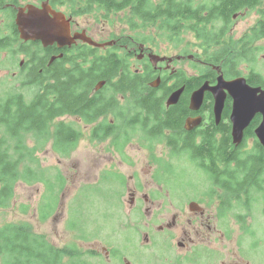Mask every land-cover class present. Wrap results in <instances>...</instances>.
I'll list each match as a JSON object with an SVG mask.
<instances>
[{
  "label": "flooded vegetation",
  "instance_id": "obj_1",
  "mask_svg": "<svg viewBox=\"0 0 264 264\" xmlns=\"http://www.w3.org/2000/svg\"><path fill=\"white\" fill-rule=\"evenodd\" d=\"M219 2L220 0H0V53H5L0 61V69L11 73L5 77L15 75L12 82L2 78V98L12 89L25 100L27 95L31 100L36 95L52 90L53 78L56 76L65 79L83 78L87 80V84L83 88L80 115L67 114L55 117L52 121L54 124L65 122L63 119L70 117L72 121L65 123L76 127L80 132L81 128L76 123L81 122L82 129L83 124L85 127L89 126L90 139L93 142L109 143L116 156L124 155L127 147L137 140L135 137L144 141V147L150 149L154 140L151 136L161 135L156 144H160L163 160H168L166 157L170 154L174 159L187 153L188 146L201 147L203 138L199 131L208 129L212 132L210 152L215 160L220 156L216 151L223 138H229L230 147L221 152V155L246 156L259 151L264 165V148L255 134L261 122L260 114L253 117L243 131L240 143L235 144L231 120L234 103L232 94L225 89L218 90L215 94L206 91L199 110L190 108L191 94L205 83L216 87L221 75L225 81L245 78L249 86L264 90V86L250 82L249 71L246 75L229 73L224 69L227 64L221 59L220 50L225 43L242 41L240 37L233 36V29L239 18L250 11L248 0H236L237 3L242 2V8L237 10L220 6ZM30 7L38 9L41 20L54 28L63 29L61 39L44 45L41 40H25L21 37L18 17L21 12L27 14ZM260 16L261 19L258 20L264 21V14ZM106 28L111 32L107 38L100 40ZM113 29H119L120 33H115ZM254 39L258 43V38ZM203 43L210 47L201 46ZM166 49L168 53L178 51L165 55L162 52ZM107 56H113L116 63L117 59L121 63L116 68V63L110 64L107 69L103 67L107 65ZM208 58H214L215 62L208 63ZM186 62L190 64L185 69L182 66ZM254 74L259 75L256 72ZM255 75L253 82L257 79ZM122 76L137 77L144 84L136 93L135 101L129 104L125 103V98L130 96L131 85L113 84L119 82ZM108 77L111 78L109 84L106 80ZM7 83L13 85L11 89L7 88ZM181 89L183 91L177 102L168 105L170 96ZM222 94L223 104L218 112L215 111V106L218 108V100ZM158 100L164 104L162 108H158L160 112L153 104ZM130 106H133L135 113L123 118L122 115L128 114ZM156 111L158 115H153ZM173 115L179 116L177 122L173 121ZM199 119L200 124L196 126ZM129 124L132 128H129ZM137 131L142 134L128 136ZM142 153L149 157L148 152L142 150ZM108 155L114 157L112 153L108 152ZM159 161L157 165L150 163V160L146 161L148 173L153 169L159 170L153 176V183L157 176L164 180L167 174L173 172V165L168 164V161L164 166H160ZM140 197L137 203L134 196L129 198V205L135 206L137 217V223L130 226H139L138 230H144L142 244H151L152 248L161 241L169 245L171 237L167 231L176 228L177 235L174 238L180 236V241L177 242L179 248L200 243L206 247L205 251L213 253L218 252L217 248H210L209 244L231 242L232 237L228 233H232V230L240 231L243 227L247 234L245 236L253 235L255 218L248 202L244 206H238L241 211L234 212L233 208V213H230L224 199H203L191 201L188 209L179 206L181 211L169 213L150 212L153 204L163 199L151 197L149 206L141 212L149 200L145 196ZM244 199L252 201L250 198ZM261 200L264 198L260 197L258 202ZM169 205L175 206L173 203ZM227 216L230 217L228 220ZM147 220L152 221V225L146 223ZM224 221H233L232 230L229 227L224 230L227 225ZM260 237L254 238V247L260 244ZM104 251L110 258L109 251L105 248ZM191 252L193 254L189 255V260L181 258L176 263L200 264L198 252ZM227 252L234 254L230 246ZM234 255L240 257L243 264L251 263L242 252ZM122 259L125 261L123 264H132L123 256L120 257V262ZM111 260L112 258L105 262L110 263Z\"/></svg>",
  "mask_w": 264,
  "mask_h": 264
},
{
  "label": "rangeland",
  "instance_id": "obj_2",
  "mask_svg": "<svg viewBox=\"0 0 264 264\" xmlns=\"http://www.w3.org/2000/svg\"><path fill=\"white\" fill-rule=\"evenodd\" d=\"M260 12V7L250 9L247 14L239 18L233 29V36L240 37L244 41L251 27L259 21L258 19H261ZM105 30L100 40L107 38L111 32L108 28ZM113 31L120 33L119 29H113ZM260 39L255 46L260 47L262 51L257 55L256 62L242 63L239 66L240 74L246 75L252 68L264 78V40ZM177 51L168 53L166 49L162 53L172 55ZM4 55L5 53H0V61ZM189 64L190 62H186L182 67L186 69ZM6 75L11 73L0 69V90L2 89L1 80L12 82L15 79V75L11 78L5 77ZM7 84V88L11 89L13 85ZM29 98L27 95L26 99L29 100ZM127 111L128 114H123V118L135 113L133 106L128 107ZM63 120L72 121L70 117H65ZM76 124L83 133L75 149L66 154L68 156L54 152L52 141L41 147L31 138H26L29 148L39 146L34 156L37 162L31 165L43 170V181L16 184L10 206L0 210V227L9 223H24L29 225L35 234L42 235L55 248L77 247L76 249L82 252V256L78 259L64 256L62 264H123L124 259L120 262L119 257L106 263L111 257L106 256L104 248L109 249L110 253V250L116 246L117 251L132 264H177L178 259L189 260V255L193 254L192 250L197 251V255L201 257L200 264H238V262L243 264L240 262L241 258L237 257L238 254L234 255L236 252H242V255L248 257L250 264H264V200L252 205L250 212L254 213L255 218L252 236H245L247 234L244 233L243 227L240 231L232 230L233 221H224L227 223L224 230L229 227L232 233L228 234L232 238L227 244L218 242L209 244L210 248H217V253L205 251L206 247L200 243L179 248L177 242L180 241V236L174 238V235H177V228L167 231L171 237L169 245L163 241L153 248L151 244H142L141 236L145 231L138 230L139 226H133L137 223V217L135 206L129 205L131 196L135 197L136 203L140 196V198L144 196L148 198L149 202L143 206L141 212L149 206L151 197L163 199L155 202L150 212L169 213L181 211L182 208L180 209L179 206H185L188 209V203L191 201L197 202L203 199L211 201L212 198L214 201L216 198L224 199L225 206H229L230 213H233V208H235L234 212H239L241 210L238 206H244L249 201L242 200V197L237 201L225 198L221 191L212 187V178L198 168L185 153L174 159L170 154L166 157L168 160H163L160 144H156L157 139H161V135L151 136L154 140L150 144V149L144 147V141L135 137L138 144L133 141L124 155L116 156L109 143L93 142L90 139L89 126L85 127L83 124L82 129L81 122ZM140 134L142 132L137 131L128 136ZM142 150L148 152L150 158L144 155ZM108 152L114 157H110ZM147 160L156 165L160 160V166L167 164V161L168 164L173 165V172L167 174L165 184L156 180L153 183V176L159 170L156 167V170L153 169L151 173H148ZM120 176L124 179L121 185L117 182ZM48 187L51 188L47 189ZM224 202L221 203L224 204ZM171 203L175 206H170ZM164 207L167 209H162ZM226 218L228 220L230 217ZM132 223L133 225L130 226ZM146 223L152 225V221L147 220ZM259 236H261V242L254 247V238ZM106 242H110L112 246L105 245ZM229 246L234 254H228ZM2 263L0 257V264Z\"/></svg>",
  "mask_w": 264,
  "mask_h": 264
},
{
  "label": "trees",
  "instance_id": "obj_3",
  "mask_svg": "<svg viewBox=\"0 0 264 264\" xmlns=\"http://www.w3.org/2000/svg\"><path fill=\"white\" fill-rule=\"evenodd\" d=\"M219 5L227 9L230 8V10L242 8V2L237 3L236 0H220ZM248 7L251 10L260 7V14H264V0H248ZM255 37L258 40L264 38V21L262 20H259L251 28L244 41L225 43L220 50L221 59L227 64L224 69H227L229 73L240 74L239 66L242 63L256 62L257 55L262 50L255 46ZM201 46L210 47L206 43ZM112 57H106L105 64L107 65L103 67L109 69L110 64L116 63ZM207 62L213 64L215 61L214 58H208ZM120 63L117 59L115 68ZM254 73V70L250 68V82L264 86V78L260 74L255 75ZM254 75L257 79L253 82ZM106 80L109 84L111 78L108 77ZM142 83L139 78L131 76H122L119 82H113V84L131 85L130 96L125 98L127 104L135 101L136 93L144 85ZM86 84L87 80L83 78L65 79L56 76L53 78L51 87L53 91L49 89L31 100H25L22 95L14 91H9L3 99L0 92V210L10 206L18 182L32 184L34 181L35 183L43 181V170L38 166L35 168L31 165V163L37 162L34 156L39 146L33 149L29 148L26 144L27 137L41 147L52 141V150L56 153L59 152L62 156H68L66 154L75 149L81 137L80 130L63 121L54 124L52 120L67 114L80 115L83 105V88ZM153 104L157 107L158 112H160L158 108L164 106L161 100ZM157 111L153 115H156ZM178 120L179 116L173 115V121L177 122ZM129 128H132L130 124ZM199 133L203 138L201 147L188 146L185 154L195 162L198 168L212 178V187L221 191L225 198H232L235 201L241 197L242 200L250 198L252 201L248 203L251 206L256 204L260 197L264 198V165L259 151L258 153L251 152L246 156L230 155L225 157L220 153L229 149L230 144L229 138H223L221 146L216 151L220 156L215 160L214 155L210 152L212 132L206 129ZM187 142L192 145L189 140ZM155 180L165 184V179H158V176ZM117 182L121 185L124 183V179L120 176ZM49 188L51 187L47 189ZM105 245L112 246L110 242H106ZM76 248H55L42 235L35 234L31 227L24 223H9L0 227L2 264H62L64 256L70 259H78L82 256V252ZM117 250V246L110 250L109 257L120 258L122 253Z\"/></svg>",
  "mask_w": 264,
  "mask_h": 264
},
{
  "label": "water",
  "instance_id": "obj_4",
  "mask_svg": "<svg viewBox=\"0 0 264 264\" xmlns=\"http://www.w3.org/2000/svg\"><path fill=\"white\" fill-rule=\"evenodd\" d=\"M17 22L21 37L25 40H41L44 45H47V43L57 41L63 36V29L61 27L54 28L46 21L41 20L38 9L34 7H30L27 14L21 12ZM223 89L227 90L234 97L231 116L234 143H240L245 128L256 114H260L261 122L256 128L255 134L264 148V90L260 87L253 88L249 86L245 78L240 77L232 81H225L221 75L218 78L216 87H210L209 83L203 84L191 94L190 108L195 111L199 110L206 91L215 94L218 90L222 91ZM182 91L183 89L173 93L168 99L167 104H175ZM223 98L224 94L219 97L218 108L215 106V111L219 112L221 110ZM199 124L200 119L196 121L195 125Z\"/></svg>",
  "mask_w": 264,
  "mask_h": 264
}]
</instances>
